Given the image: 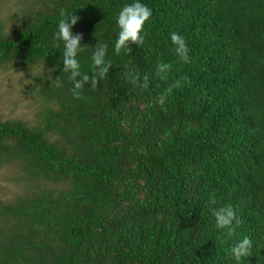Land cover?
<instances>
[{"label":"trees","instance_id":"1","mask_svg":"<svg viewBox=\"0 0 264 264\" xmlns=\"http://www.w3.org/2000/svg\"><path fill=\"white\" fill-rule=\"evenodd\" d=\"M133 2L21 0L0 16V67L25 70L36 117H0V169L24 183L0 200V264H237L243 237L252 251L239 264H264V0H140L152 13L143 43L116 54L117 17ZM62 10L80 18L83 72L108 45L112 68L80 99L53 43ZM229 206L231 235L213 216Z\"/></svg>","mask_w":264,"mask_h":264},{"label":"clouds","instance_id":"2","mask_svg":"<svg viewBox=\"0 0 264 264\" xmlns=\"http://www.w3.org/2000/svg\"><path fill=\"white\" fill-rule=\"evenodd\" d=\"M152 13L149 7L141 3L140 0H134L124 6L118 14L117 26L118 34L114 43V52L120 54L122 51L128 52L130 44L139 45L143 43L142 30L145 22L149 20ZM61 19L57 25V31L53 34L54 46L63 47L62 58V72L68 74V80L72 83L71 93L74 99H80L85 85L95 88L100 79L104 78L112 68L109 61L106 60L108 54V45L102 44L95 46L91 53L90 62L92 65L93 73L90 75L81 70L80 54L85 46L81 45L82 36L80 34H73L72 28L79 21V17L65 13L63 10L60 12ZM171 43L175 46V53L180 60L184 63L189 61V50L185 43L184 38L173 32L170 35ZM170 65L160 64L157 67L156 75L161 79H165L166 73ZM129 83L133 87L147 88L148 79L145 77L143 82L135 73H126ZM50 82L55 84V87H63V81L59 76ZM174 87H179L177 82ZM172 92V87H169L164 94L158 97V104L163 106L169 94ZM215 227L218 230H225L229 235L232 234L233 222L236 221V213L229 207L217 209L213 212ZM239 223V221H236ZM252 251V241L248 237H243L235 246L230 249V254L233 259L239 264L242 258L249 257Z\"/></svg>","mask_w":264,"mask_h":264},{"label":"rangeland","instance_id":"3","mask_svg":"<svg viewBox=\"0 0 264 264\" xmlns=\"http://www.w3.org/2000/svg\"><path fill=\"white\" fill-rule=\"evenodd\" d=\"M21 0H0V16L6 18L9 13L15 14L21 7ZM27 73L5 70L0 67V117L3 121L23 120L28 124L35 122V106L29 105V99L22 94L28 84ZM15 168L0 169V200L8 201L21 193L22 181L17 180Z\"/></svg>","mask_w":264,"mask_h":264}]
</instances>
